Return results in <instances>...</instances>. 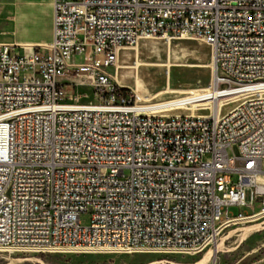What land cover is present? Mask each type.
Wrapping results in <instances>:
<instances>
[{"label":"built area","instance_id":"obj_1","mask_svg":"<svg viewBox=\"0 0 264 264\" xmlns=\"http://www.w3.org/2000/svg\"><path fill=\"white\" fill-rule=\"evenodd\" d=\"M52 22L48 45L0 43V259L200 258L264 218V0H53ZM141 39L210 45L206 105L147 109L118 82Z\"/></svg>","mask_w":264,"mask_h":264},{"label":"water","instance_id":"obj_2","mask_svg":"<svg viewBox=\"0 0 264 264\" xmlns=\"http://www.w3.org/2000/svg\"><path fill=\"white\" fill-rule=\"evenodd\" d=\"M211 47L205 42L182 39H141L137 50L122 49L118 53V82L135 89L142 98H152L151 103L173 99L176 93H161L168 88L172 90L209 88L211 86ZM136 64H141L136 68ZM169 64V67L167 65ZM160 93V94H159ZM159 94V95H158ZM145 101L140 100L139 103ZM240 102L224 105L221 115H225ZM206 108H197L194 115H208ZM168 115H189L188 109H172ZM257 231H264V221L246 227H238L222 235L214 247H210L202 257L194 263H180L170 260H158L147 264H208L215 253L220 256V264H234L226 259V254L237 249L246 237ZM231 239H239L235 249H225V243ZM264 253L255 251L246 255L238 264H250ZM5 264H45L41 257L13 259Z\"/></svg>","mask_w":264,"mask_h":264},{"label":"rangeland","instance_id":"obj_3","mask_svg":"<svg viewBox=\"0 0 264 264\" xmlns=\"http://www.w3.org/2000/svg\"><path fill=\"white\" fill-rule=\"evenodd\" d=\"M66 1H76V0H66ZM32 0H0V6H9V5H16L21 8L22 15H23V21L27 27L30 28V24L28 25L29 20L34 21V16L39 17V22L43 24V21L47 25V34L49 36L48 42L51 43L52 41V34H53V0H47V7L44 9H36L31 6ZM46 16V21H45ZM4 13H0V40H10V35L12 32H19V29L15 28V26L11 23H9L5 18ZM2 32H9L8 35L2 34ZM141 64H136V68ZM169 67V64L167 65ZM210 88V87H209ZM201 89H207V88H197L193 87L191 89H179V90H172L167 89L165 92L161 93H176L178 96L173 99H178L183 96H188L191 94V92ZM74 93L78 96H82L87 94L89 97L88 99L80 100V103L87 104L89 102L93 101V98H91V91L87 87H82L79 89L74 88ZM160 94V93H159ZM158 94V95H159ZM155 97V96H154ZM152 98H145V102L149 104L151 103ZM171 100V99H170ZM263 168H264V162H263ZM234 182L237 181V177H233ZM259 180H264L259 179ZM256 210H259V206H256ZM231 211L234 214H238L241 212H250L245 208H231ZM91 221V215L89 213L82 214L80 216V223L82 226H88L90 225ZM264 221L263 219H260L259 221L252 222L246 226L260 223ZM244 226V227H246ZM239 243V239H231L229 242L225 243V249L231 250L235 249ZM255 251H260L261 253H264V231H257L249 234L246 239L242 242V244L232 252H229L226 254V259L231 261H236L240 258H244L246 255L251 254ZM27 257H41L43 262L45 264H147L153 261L161 260V258L155 256V255H112V256H106V255H46V256H34V255H13L7 260L0 259V264H5L10 262L13 259L17 258H27ZM220 257V256H219ZM201 258V257H200ZM200 258H192V257H181V256H175L164 260H170L180 263H194L198 261ZM263 257H258L255 260H258ZM163 259V258H162Z\"/></svg>","mask_w":264,"mask_h":264},{"label":"crops","instance_id":"obj_4","mask_svg":"<svg viewBox=\"0 0 264 264\" xmlns=\"http://www.w3.org/2000/svg\"><path fill=\"white\" fill-rule=\"evenodd\" d=\"M31 6L36 9H44L47 7V0H32ZM0 13L5 14L6 20L13 24L15 28L19 29V32H12L10 35V40H0V43H5L9 45H48L50 42L49 36L47 34V25L43 21L38 24L40 20L39 17L34 16V21L29 20L27 27L23 21L22 10L16 5L0 6ZM53 14V13H52ZM53 18V17H52ZM46 21V16H45ZM9 32H2V34L8 35ZM53 39V34H52Z\"/></svg>","mask_w":264,"mask_h":264},{"label":"bare ground","instance_id":"obj_5","mask_svg":"<svg viewBox=\"0 0 264 264\" xmlns=\"http://www.w3.org/2000/svg\"><path fill=\"white\" fill-rule=\"evenodd\" d=\"M234 55V47L226 46L225 47V56H233ZM259 58L261 59V73H264V49H259ZM259 92H264V85H259ZM212 93V88L201 89L191 92L188 96H183L178 99H171L162 102H157L153 104L146 103L147 109H171L175 107H182L183 105L189 104L190 107L202 106L206 105V103H202V101L209 98ZM145 100V99H144ZM257 101H264V94H257Z\"/></svg>","mask_w":264,"mask_h":264}]
</instances>
